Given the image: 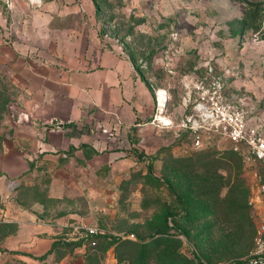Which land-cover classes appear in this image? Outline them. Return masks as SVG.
<instances>
[{
    "label": "rangeland",
    "instance_id": "1",
    "mask_svg": "<svg viewBox=\"0 0 264 264\" xmlns=\"http://www.w3.org/2000/svg\"><path fill=\"white\" fill-rule=\"evenodd\" d=\"M25 1L53 0H0L15 35ZM93 1L99 34L157 88L159 104L168 96L169 109L154 117L146 109L140 126L111 148L71 149L76 160L59 173L69 171V178H57L54 195L49 186L57 163L51 158L39 163L38 183L30 189L18 179L5 181L0 171L1 187L17 190L24 202L25 191L42 198L68 222L45 253L6 246L0 264H222L248 258L264 216L257 198L264 164L244 158L243 149L219 135L195 146L187 124H197L195 84L202 79L220 81L224 100L264 117V0ZM23 101L25 92L0 63V159L7 139L19 146L25 139ZM85 226L98 232L86 235ZM18 229L17 222H1L0 238Z\"/></svg>",
    "mask_w": 264,
    "mask_h": 264
},
{
    "label": "crops",
    "instance_id": "2",
    "mask_svg": "<svg viewBox=\"0 0 264 264\" xmlns=\"http://www.w3.org/2000/svg\"><path fill=\"white\" fill-rule=\"evenodd\" d=\"M24 16L15 35L0 9V63L25 92V121L20 124L25 139L21 146L6 140L0 171L5 181L18 179L30 189L38 183L39 163L51 158L57 163L49 186L54 195L57 178H69V171L59 173L76 160L73 151L124 142L132 127L140 126L137 120L146 109H152L153 117L169 109L168 96L159 104L157 88L123 50L99 34L93 0L25 1ZM11 192L0 186V223L17 222L19 229L0 238V245L45 253L65 232L66 215L29 192L25 202L17 198V190Z\"/></svg>",
    "mask_w": 264,
    "mask_h": 264
},
{
    "label": "built area",
    "instance_id": "3",
    "mask_svg": "<svg viewBox=\"0 0 264 264\" xmlns=\"http://www.w3.org/2000/svg\"><path fill=\"white\" fill-rule=\"evenodd\" d=\"M195 91L197 100L194 108L200 109L197 112L199 116L197 124L193 121L187 124L194 134L193 144L203 146L211 134L219 135L232 144L233 148L243 149L244 158L264 164V117L256 119L247 109L224 100L223 84L216 79L198 81ZM13 185L14 181L11 180L9 187ZM257 198L264 207V183ZM85 228L86 235L98 232L97 226ZM222 264H264V216L250 256L241 262L226 261Z\"/></svg>",
    "mask_w": 264,
    "mask_h": 264
},
{
    "label": "bare ground",
    "instance_id": "4",
    "mask_svg": "<svg viewBox=\"0 0 264 264\" xmlns=\"http://www.w3.org/2000/svg\"><path fill=\"white\" fill-rule=\"evenodd\" d=\"M160 104L163 106L164 103H165V98H160ZM157 119H159V121H161V123H164V124H168L169 123V120H168V117H164L160 114L157 115Z\"/></svg>",
    "mask_w": 264,
    "mask_h": 264
},
{
    "label": "trees",
    "instance_id": "5",
    "mask_svg": "<svg viewBox=\"0 0 264 264\" xmlns=\"http://www.w3.org/2000/svg\"><path fill=\"white\" fill-rule=\"evenodd\" d=\"M143 155V153L142 152H140V156H142ZM152 161H150L149 162V168L150 169H152ZM52 248V247H51ZM0 250H5V248H3L1 245H0ZM197 257H199L198 255H197ZM241 261H244V259H239V260H237L236 262H241ZM199 262H200V264H204L203 262H201V259H199Z\"/></svg>",
    "mask_w": 264,
    "mask_h": 264
}]
</instances>
